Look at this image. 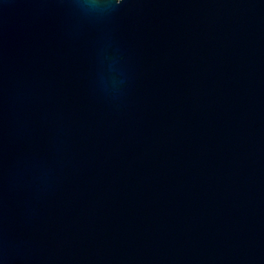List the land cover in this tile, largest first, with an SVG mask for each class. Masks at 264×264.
Listing matches in <instances>:
<instances>
[{
	"label": "water",
	"instance_id": "95a60500",
	"mask_svg": "<svg viewBox=\"0 0 264 264\" xmlns=\"http://www.w3.org/2000/svg\"><path fill=\"white\" fill-rule=\"evenodd\" d=\"M0 264H264V0H0Z\"/></svg>",
	"mask_w": 264,
	"mask_h": 264
}]
</instances>
